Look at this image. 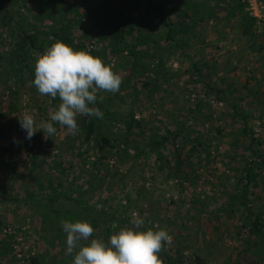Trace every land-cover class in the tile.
<instances>
[{"label": "rangeland", "instance_id": "rangeland-1", "mask_svg": "<svg viewBox=\"0 0 264 264\" xmlns=\"http://www.w3.org/2000/svg\"><path fill=\"white\" fill-rule=\"evenodd\" d=\"M149 1L0 0V264H73L62 220L89 222V242L107 243L133 227L134 212L141 231L173 237L161 259L264 264V227L254 228L257 215L264 221V0H154L172 11V29L153 21L132 31ZM98 10L120 23L121 41ZM57 41L123 82L98 93L103 118L79 116L78 134L54 124V136L38 128L29 140L20 117L39 124L61 103L33 84L37 58Z\"/></svg>", "mask_w": 264, "mask_h": 264}, {"label": "clouds", "instance_id": "clouds-1", "mask_svg": "<svg viewBox=\"0 0 264 264\" xmlns=\"http://www.w3.org/2000/svg\"><path fill=\"white\" fill-rule=\"evenodd\" d=\"M122 82V76L101 58L84 50L76 51L62 41L55 42L37 58L33 84L40 95L58 97L61 103L49 112L47 121L39 124L34 115L25 112L19 123L26 138L31 140L38 128L46 139L52 137L57 133L54 124L66 127L72 135L78 134L79 116L103 118V112L94 107L98 93H118ZM99 99L102 101L103 97ZM131 223L133 227L121 228L106 243L100 239L89 242L95 231L89 222L62 220L67 234L66 254L75 251L73 264H164L160 253L173 237L165 229L141 231L144 220L135 212Z\"/></svg>", "mask_w": 264, "mask_h": 264}, {"label": "trees", "instance_id": "trees-1", "mask_svg": "<svg viewBox=\"0 0 264 264\" xmlns=\"http://www.w3.org/2000/svg\"><path fill=\"white\" fill-rule=\"evenodd\" d=\"M153 1V2H152ZM150 2V1H149ZM149 13L147 14L146 17H135V18H131V20H129L130 26H131V30L133 31L135 28H139L140 24H145V23H149V22H153V21H159L161 22L163 25L168 26L171 28L172 25V21H171V10L168 7V5H161V6H157L155 4L154 0H151V2L149 3ZM94 17L99 15V18L102 21V24H105V28H107L110 31V35L111 37H115L117 39V41H121L124 38V29L122 28V26L120 25V23H112L109 19L111 18V14L109 11L107 10H98L97 13L93 14ZM243 19L246 21V25L252 24L253 21L256 19L255 17H250L248 15H244ZM109 24V25H108ZM246 28H248V26H246ZM172 29V28H171ZM24 38L27 40L28 44H30V46H32L34 49L37 50H44V44L39 43L38 41V30H34V29H30L27 28L26 26H24V29H21ZM60 32L59 30L54 31V35L56 37L60 36L59 35ZM66 34V33H65ZM66 36H68V38H70V33L67 30V34ZM168 36H171L170 34ZM63 40V38H62ZM136 47V45H134V48ZM95 119H91L90 122L88 123V128L86 130V136H85V140H90L94 134V130H95ZM129 131L131 126L128 127ZM168 137H163L161 139H154L153 140V149H156L158 147V145L162 144V140L163 142L165 140H167ZM101 141L104 144H110V138L107 135H102ZM1 149H6L5 147H2ZM247 210H249V212H251V209L248 208ZM264 227V221L261 219V217L259 215H257L256 217V221L254 223V228L257 229H261ZM164 261V263H168V264H175L176 261L173 260L170 256H165V258L162 259Z\"/></svg>", "mask_w": 264, "mask_h": 264}, {"label": "built area", "instance_id": "built-area-1", "mask_svg": "<svg viewBox=\"0 0 264 264\" xmlns=\"http://www.w3.org/2000/svg\"><path fill=\"white\" fill-rule=\"evenodd\" d=\"M250 2L252 3V0H250Z\"/></svg>", "mask_w": 264, "mask_h": 264}]
</instances>
